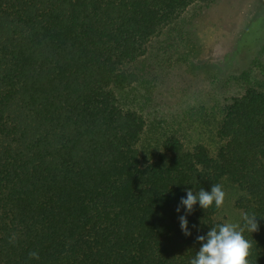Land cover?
I'll return each instance as SVG.
<instances>
[{"label":"trees","instance_id":"16d2710c","mask_svg":"<svg viewBox=\"0 0 264 264\" xmlns=\"http://www.w3.org/2000/svg\"><path fill=\"white\" fill-rule=\"evenodd\" d=\"M211 1L0 0V264H189L225 221L197 203L185 236L176 209L213 184L264 264V57L212 129L150 133L131 99L150 39Z\"/></svg>","mask_w":264,"mask_h":264},{"label":"rangeland","instance_id":"374dc122","mask_svg":"<svg viewBox=\"0 0 264 264\" xmlns=\"http://www.w3.org/2000/svg\"><path fill=\"white\" fill-rule=\"evenodd\" d=\"M146 52L135 64L140 80L131 99H137L148 131L163 135L202 124L212 129L219 109L257 75L264 57V0L192 4L175 24L150 39ZM225 193L219 218L239 221L235 193Z\"/></svg>","mask_w":264,"mask_h":264},{"label":"clouds","instance_id":"9594fccd","mask_svg":"<svg viewBox=\"0 0 264 264\" xmlns=\"http://www.w3.org/2000/svg\"><path fill=\"white\" fill-rule=\"evenodd\" d=\"M226 193L222 185L213 184L210 191L200 188L195 192L188 189L186 198H181L180 205L176 211L179 213L181 207L185 209V215L179 217L180 228L185 236H190L187 215L194 211V206H199L205 211L215 205L217 209L222 208ZM255 213L242 212L239 221H226L212 226L206 235H198L197 242L201 247L190 259L189 264H250L252 242L245 238L244 233H254L259 230ZM16 236L10 238L9 243H15ZM30 259L39 260V253H29Z\"/></svg>","mask_w":264,"mask_h":264}]
</instances>
